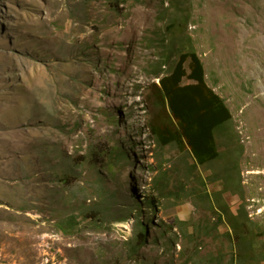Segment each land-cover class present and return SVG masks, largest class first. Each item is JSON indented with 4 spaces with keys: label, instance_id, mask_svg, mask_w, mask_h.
<instances>
[{
    "label": "rangeland",
    "instance_id": "374dc122",
    "mask_svg": "<svg viewBox=\"0 0 264 264\" xmlns=\"http://www.w3.org/2000/svg\"><path fill=\"white\" fill-rule=\"evenodd\" d=\"M188 48L232 114L197 166L150 131ZM220 203L264 264V0H0V264H228Z\"/></svg>",
    "mask_w": 264,
    "mask_h": 264
},
{
    "label": "trees",
    "instance_id": "16d2710c",
    "mask_svg": "<svg viewBox=\"0 0 264 264\" xmlns=\"http://www.w3.org/2000/svg\"><path fill=\"white\" fill-rule=\"evenodd\" d=\"M175 24L173 21L167 28L171 30ZM187 61H189L188 66H185ZM184 78L194 82L182 84ZM157 86V100L160 104L163 99L164 105L162 107L168 116L164 118L159 112L151 119L150 131L156 145L162 147L176 144V147L187 148L188 151L190 149L196 162L195 166L197 164L205 165L209 161L215 160L219 155L216 134L222 132L224 127L232 121V114L224 99L207 84L204 64L200 57L190 48L180 52L170 72L160 79ZM221 194L222 191L220 190L218 195L221 196ZM149 204L153 212L157 213L153 202ZM218 206L216 209L218 211L217 220L213 228H216L218 222H223L224 217L226 220L228 218L229 225V229L224 232L229 241L228 249L226 254L220 251L219 256L220 258L227 257L228 264H238L241 255L243 256V251H251L252 249V245L246 244L244 240L248 230V216L247 214L242 215L241 212L232 214L229 206L225 203H220ZM141 208L142 205L139 204L137 209L141 210ZM94 211L85 212L83 217L88 220H96L98 224H101L100 220L104 212L97 209ZM240 211H245L243 204ZM91 213L95 214L92 216ZM137 225L135 239L137 240L136 243L142 246L146 242L147 231L141 223ZM211 229L210 223L206 220L194 231L199 232V235L205 234L207 236ZM260 234L264 236V231ZM260 255L264 258L261 252Z\"/></svg>",
    "mask_w": 264,
    "mask_h": 264
},
{
    "label": "bare ground",
    "instance_id": "6f19581e",
    "mask_svg": "<svg viewBox=\"0 0 264 264\" xmlns=\"http://www.w3.org/2000/svg\"><path fill=\"white\" fill-rule=\"evenodd\" d=\"M126 227L129 228L130 226L127 224Z\"/></svg>",
    "mask_w": 264,
    "mask_h": 264
}]
</instances>
